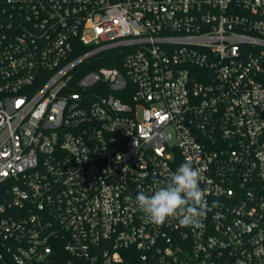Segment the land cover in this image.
<instances>
[{"label": "built area", "instance_id": "2783aa9c", "mask_svg": "<svg viewBox=\"0 0 264 264\" xmlns=\"http://www.w3.org/2000/svg\"><path fill=\"white\" fill-rule=\"evenodd\" d=\"M0 264H264V0H0Z\"/></svg>", "mask_w": 264, "mask_h": 264}, {"label": "clouds", "instance_id": "9594fccd", "mask_svg": "<svg viewBox=\"0 0 264 264\" xmlns=\"http://www.w3.org/2000/svg\"><path fill=\"white\" fill-rule=\"evenodd\" d=\"M202 180V170L194 168L191 160H186L165 185L150 193L138 192L136 206L144 214L145 222L163 225L171 218L182 226L199 227L201 218L210 210L207 190L200 187Z\"/></svg>", "mask_w": 264, "mask_h": 264}, {"label": "trees", "instance_id": "16d2710c", "mask_svg": "<svg viewBox=\"0 0 264 264\" xmlns=\"http://www.w3.org/2000/svg\"><path fill=\"white\" fill-rule=\"evenodd\" d=\"M117 52H109V54H112V55H115ZM99 65H105V66H116L118 65V61L115 59V60H108V61H102V62H99L98 63Z\"/></svg>", "mask_w": 264, "mask_h": 264}]
</instances>
